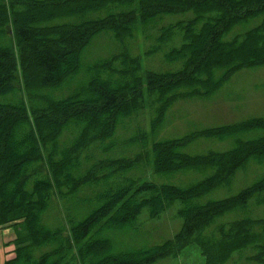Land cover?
<instances>
[{
	"label": "trees",
	"instance_id": "trees-1",
	"mask_svg": "<svg viewBox=\"0 0 264 264\" xmlns=\"http://www.w3.org/2000/svg\"><path fill=\"white\" fill-rule=\"evenodd\" d=\"M102 34L115 51L84 64ZM137 34L145 59L156 57L146 70L133 54ZM262 65L264 0H0V228L16 231L4 264H165L187 245L205 264L247 252L249 264H264V218L219 222L259 203L264 177L199 203L250 161L264 162V137L237 138L264 131V120L179 138L165 126L176 103L210 98L236 72ZM231 138L229 150L187 151ZM149 164L160 179H201L139 184ZM175 203L181 226L170 239L113 251L114 234L137 235Z\"/></svg>",
	"mask_w": 264,
	"mask_h": 264
},
{
	"label": "rangeland",
	"instance_id": "rangeland-1",
	"mask_svg": "<svg viewBox=\"0 0 264 264\" xmlns=\"http://www.w3.org/2000/svg\"><path fill=\"white\" fill-rule=\"evenodd\" d=\"M260 19L253 20L248 24L239 26L231 32L226 40H230L236 34L245 33L258 26ZM107 34H102L94 40L92 45L84 54L83 63H92L93 61L104 59L115 51L110 38ZM138 53L134 52L141 58L142 70L148 65L156 63L155 58L150 61L143 56V45L141 36L137 34ZM162 56V54L160 53ZM148 107L145 108L147 110ZM249 119L264 120V65L252 69H244L236 72L229 81L210 98L180 101L176 103L167 113L165 126L167 128L168 138H179L191 132L204 129L217 128L222 126H232ZM139 121V120H138ZM146 130L149 132L147 111L144 112L143 121ZM264 137V131H254L248 134L237 136L241 141H251ZM232 138L223 144L214 142L199 141L195 142L188 148L190 154H203L208 151H224L232 147ZM150 154V149L148 147ZM191 174H178L173 179H160L153 174V169L149 164L147 174L140 178V183L152 182L155 184H172L176 186H186L195 183L201 179V176L195 177ZM264 177V162L256 163L250 161L243 169L238 170L229 187H221L199 200L200 204L210 201H218L237 195L240 191L250 187L252 184ZM262 197H259V203L256 198L252 199L245 210H236L220 219L219 222L230 223L241 220L245 217L250 219L264 218V203ZM179 204L175 203L164 211L159 219L150 221L146 228L137 235L133 234H114V252L128 251L137 248L151 247L161 244L164 240L170 239L181 226L177 213ZM218 222V223H219ZM176 230V231H175ZM16 231H14V234ZM16 235V234H15ZM251 255L247 252L235 255V263L232 264H249L245 257ZM244 256V257H243ZM165 264H205V258L202 256L200 249L195 245L185 246L178 256L169 260Z\"/></svg>",
	"mask_w": 264,
	"mask_h": 264
},
{
	"label": "crops",
	"instance_id": "crops-1",
	"mask_svg": "<svg viewBox=\"0 0 264 264\" xmlns=\"http://www.w3.org/2000/svg\"><path fill=\"white\" fill-rule=\"evenodd\" d=\"M14 240L15 234L13 228H0V264H4L13 257Z\"/></svg>",
	"mask_w": 264,
	"mask_h": 264
}]
</instances>
